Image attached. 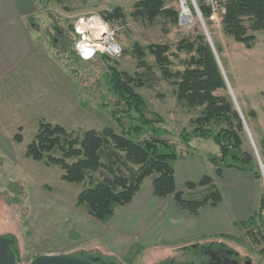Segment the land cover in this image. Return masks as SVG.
Returning <instances> with one entry per match:
<instances>
[{
    "label": "rangeland",
    "instance_id": "obj_1",
    "mask_svg": "<svg viewBox=\"0 0 264 264\" xmlns=\"http://www.w3.org/2000/svg\"><path fill=\"white\" fill-rule=\"evenodd\" d=\"M34 1L37 4V12L33 20L29 19V23L32 29L39 32L60 68L63 71L66 69L69 89L76 91L80 106L84 107V110L79 109L69 116H64L63 113L57 114L54 120L47 117L40 120L68 124L64 127L76 133L86 129L99 131L105 126H111L120 132L113 118L105 111L113 110L118 100V96L111 90L109 77V69L113 67L139 79L142 84L136 86L135 90L145 99L148 107L147 118L154 119L153 115L161 118V123H155L154 133L153 126H148L135 140L142 141L153 135H161L177 146L182 157H189L192 151L193 155L202 160V165H194L191 176L194 177L193 175L202 171L203 175L212 177L216 183L218 179L214 174L215 169L206 157L218 153V146L211 139L193 137L189 151L179 138L183 128L188 131L192 129L191 120L201 114L203 107L189 108L177 100L174 83L176 79H166L162 75L161 68L149 49V45H168V68L172 73L181 72L194 52L179 49L178 42L195 40L197 35H203L204 41L208 42V35L225 82V87L217 89L214 94L228 97L237 111L239 107L250 134L249 137L243 126V148L254 155L259 165L261 179L258 180V186L261 195L264 194V172L261 171V168L264 171V29L253 32L255 39L250 47H246L243 42L235 41L222 30L221 20L225 10L217 13L212 19L210 11L208 17H203L204 27L195 17L192 26L187 27L179 25L178 16L175 21L165 14L152 20L140 16L135 7V2L139 0ZM165 7L173 8L178 15L176 0L166 1ZM115 8H119L120 15L113 21L104 19L116 29L124 53L115 60L97 58L92 62L80 61L73 50L75 36L70 31L75 18L88 13L102 16L104 12H111ZM245 24L248 25L247 22ZM33 35L36 36L37 33L34 31ZM137 48L142 50V55L137 53ZM56 84L45 83L46 87H55ZM251 110L256 113L255 117L249 115ZM131 115L132 120L124 119L127 124L137 116L134 112ZM23 122L25 124L21 126L20 142L13 140L19 126L8 124L0 127V236L8 238V235H11L15 238L19 264H29L38 255L56 253H66L78 258L97 257L104 261L114 260L119 264H164L170 260L189 259L193 244L206 245L212 241H225L241 254L249 256L252 264H264V252H261V249H264V238H259V231L251 236L247 228L240 223L233 227L231 223L225 222L231 204L228 200L217 206L207 205L199 209L200 211L209 207L207 216L201 215L196 219V223L200 226L211 220L213 234L198 235L190 242L178 244H162L158 240L155 244L142 243L134 239L133 243L131 240L127 242L129 245L124 252H110L104 242L95 239L97 226L92 224L86 206L76 205L78 193L87 187L88 182L64 181L61 179L62 170L58 166H46L43 160L34 161L26 157V145L35 134L38 123L34 126L28 120ZM104 176L110 175L105 170L96 173L91 183L100 181ZM217 183L216 185H219ZM207 188L186 187L182 194L186 199H200L208 191ZM76 212L79 218L76 217ZM92 220L96 221L94 218ZM226 233L231 236L218 235Z\"/></svg>",
    "mask_w": 264,
    "mask_h": 264
},
{
    "label": "trees",
    "instance_id": "obj_2",
    "mask_svg": "<svg viewBox=\"0 0 264 264\" xmlns=\"http://www.w3.org/2000/svg\"><path fill=\"white\" fill-rule=\"evenodd\" d=\"M166 1L168 0L136 1V13L149 20L165 14L175 21L178 15L173 8L165 7ZM197 2L203 17H208L210 9L201 0ZM119 15V8H115L111 12H104L102 16L113 21ZM221 23L226 35L250 47L255 39L252 33L264 29V0H229ZM70 31L72 33V26ZM177 47L193 51L194 54L189 57L183 71L172 73L168 68L169 46L149 45L162 75L166 79H176L177 100L189 108L203 107L201 114L191 120L192 129L181 130L180 142L190 151L193 137L211 139L218 146V153L209 154L206 159L214 167L216 177L222 176L223 169L232 167L251 172L255 179L260 180L261 172L254 155L243 148L244 128L238 111L228 97L214 94L217 89L225 87V82L208 42L204 41L203 35H197L192 41L180 40ZM136 51L141 55L143 53L140 48ZM97 58L115 60L98 54L89 62ZM109 77L111 90L118 96V100L113 110L104 109L113 118L120 132L111 126H105L99 131L86 129L76 133L60 124L40 120L35 134L26 145L25 156L34 161L43 160L46 166H58L62 170L61 179L64 181L88 182L87 187L78 193L76 205H85L87 213L101 222L107 221L116 207L128 204L148 177H151L154 195H171L175 205L190 214L198 213L203 206L220 204L223 200L222 193L214 179L208 175H203L197 183H186L188 189L208 187V191L200 199H186L182 191L176 189L173 164L183 156L177 146L161 135H153L142 141L135 140L146 127L153 126L154 133L156 124L161 123L159 116L147 118L145 99L135 90L142 83L136 77L119 72L113 67L109 69ZM132 112L137 114V119H133L136 123L131 121L127 124L124 119L132 120ZM249 115L255 117L256 113L251 110ZM13 140L22 141L21 127ZM262 148L264 149V137ZM190 156H193L192 151ZM102 170L110 176L101 177L100 181L92 184L94 175ZM240 225L247 228L251 236L259 231V238H264V194L260 197L258 210L246 221L240 222ZM8 237L14 238L11 235ZM10 249L16 252V260L19 262L16 243Z\"/></svg>",
    "mask_w": 264,
    "mask_h": 264
},
{
    "label": "crops",
    "instance_id": "obj_3",
    "mask_svg": "<svg viewBox=\"0 0 264 264\" xmlns=\"http://www.w3.org/2000/svg\"><path fill=\"white\" fill-rule=\"evenodd\" d=\"M36 5L34 0H0V127L8 124L21 127L27 120L36 126L40 119L54 120L57 114L69 116L79 109L84 110L76 91L69 89L66 69L60 68L39 32L29 23L37 12ZM46 82L57 84L46 87ZM194 165H202L197 155L174 162L177 190L186 189L187 182L197 183L203 176L202 171L191 176ZM217 179L223 196L220 204L225 200L231 203L230 206L226 204L230 211L225 222L235 227L258 210L261 190L251 172L225 168ZM118 207L105 222L90 218L97 226L95 239L104 242L110 252H124L129 245L127 242L134 239L142 243L155 244L158 240L162 244H178L190 242L198 235L214 233L211 220L200 226L196 223L201 215L207 216L209 207L202 208L197 215L189 214L175 205L171 195H154L151 179H144L133 199ZM76 215L79 218L78 212ZM122 239L127 241L121 242Z\"/></svg>",
    "mask_w": 264,
    "mask_h": 264
},
{
    "label": "built area",
    "instance_id": "obj_4",
    "mask_svg": "<svg viewBox=\"0 0 264 264\" xmlns=\"http://www.w3.org/2000/svg\"><path fill=\"white\" fill-rule=\"evenodd\" d=\"M176 1L178 3L179 25L191 27L195 18H197L203 24V15L201 13L197 0H176ZM201 1L205 5H207V7L212 12L211 14V19H212L217 13L225 10V7L229 0H201ZM80 17H85V19H87L88 17H96L97 20L95 22L99 26L96 30L86 33V35L90 38L91 45H93L96 49L95 55H93L90 59H87V60L83 59L81 55L77 53L76 47H75L77 42H80L82 40V37L80 36V34H78L75 31L76 21ZM105 25L107 26V31L103 30ZM72 33L75 36V39L73 41V50L76 56L82 61L93 60L98 54H104L114 59L120 57L121 54H123V47L118 41L116 29L112 27L107 22V20L104 19L103 16L97 13H88V14L77 16L72 24ZM96 33H99L98 38L96 37ZM115 45H119L121 49L119 55H116L113 52V47ZM102 49H107V50L103 51Z\"/></svg>",
    "mask_w": 264,
    "mask_h": 264
},
{
    "label": "flooded vegetation",
    "instance_id": "obj_5",
    "mask_svg": "<svg viewBox=\"0 0 264 264\" xmlns=\"http://www.w3.org/2000/svg\"><path fill=\"white\" fill-rule=\"evenodd\" d=\"M189 259L183 261L170 260L164 264H252L249 256L241 254L239 250L225 241H212L206 245L193 244ZM104 260H97L95 264H103Z\"/></svg>",
    "mask_w": 264,
    "mask_h": 264
},
{
    "label": "water",
    "instance_id": "obj_6",
    "mask_svg": "<svg viewBox=\"0 0 264 264\" xmlns=\"http://www.w3.org/2000/svg\"><path fill=\"white\" fill-rule=\"evenodd\" d=\"M203 25V24H202ZM204 27V25H203ZM206 35L207 32L205 31ZM208 42L213 50L211 41L209 36L207 35ZM213 54L215 56L216 62L220 68L219 61L217 56L215 55V51L213 50ZM238 113L242 120L244 128H246L247 133L250 137L249 131L247 129L246 123L244 118L241 114V111L238 107ZM256 151V150H255ZM259 160V158H258ZM260 163V162H259ZM261 167V166H260ZM262 173L264 172L261 168ZM264 176V175H263ZM16 240L14 238H6L0 236V264H19L16 260V252L10 249V246L14 244ZM99 260L97 257H85V258H78L72 255H68L66 253H56V254H42L38 255L29 264H95L96 261ZM103 264H119L114 260H109L108 262H104Z\"/></svg>",
    "mask_w": 264,
    "mask_h": 264
},
{
    "label": "clouds",
    "instance_id": "obj_7",
    "mask_svg": "<svg viewBox=\"0 0 264 264\" xmlns=\"http://www.w3.org/2000/svg\"><path fill=\"white\" fill-rule=\"evenodd\" d=\"M96 20V17H88L87 19H85V17H80L75 24V31L82 37V40L80 42H77L75 46L76 51L85 60L90 59L93 55H95L96 49L93 45H91L90 38L86 35V33L94 31L99 27L95 22ZM103 30L107 31L106 25L104 26ZM96 37H99V33H96ZM102 50L106 51L107 49ZM120 51L121 49L119 45H115L113 47V52L116 55H119Z\"/></svg>",
    "mask_w": 264,
    "mask_h": 264
}]
</instances>
